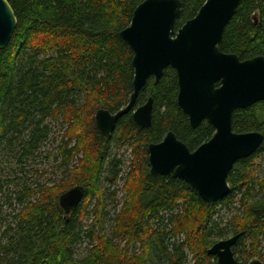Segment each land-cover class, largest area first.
I'll return each mask as SVG.
<instances>
[{
  "label": "trees",
  "instance_id": "16d2710c",
  "mask_svg": "<svg viewBox=\"0 0 264 264\" xmlns=\"http://www.w3.org/2000/svg\"><path fill=\"white\" fill-rule=\"evenodd\" d=\"M8 1L18 23L0 50V264H217L208 250L241 232L233 248L238 264L264 262V141L234 164L230 192L216 202L182 179L150 172L148 146L169 131L191 150L215 133L205 122L191 128L177 102L174 68L139 92L135 107L153 101L150 128L139 126L132 111L110 137L96 128L99 109L116 113L130 101L134 52L120 32L145 0ZM181 1L177 28L207 0ZM220 48L242 60L264 56V0L241 1ZM233 130L264 135V101L237 109ZM49 141L57 145L47 150ZM114 143L131 146L134 157L122 202ZM76 185L85 188L84 198L67 214L60 197ZM223 209L232 211L227 222L217 216Z\"/></svg>",
  "mask_w": 264,
  "mask_h": 264
},
{
  "label": "water",
  "instance_id": "95a60500",
  "mask_svg": "<svg viewBox=\"0 0 264 264\" xmlns=\"http://www.w3.org/2000/svg\"><path fill=\"white\" fill-rule=\"evenodd\" d=\"M242 0H207L199 12L177 28L181 0H145L134 10L129 26L120 36L134 52L133 93L126 107L116 113L99 109L95 124L103 137H110L119 119L133 110L141 127L152 126L153 101L135 108L140 90L150 78L159 80L172 67L178 77L177 102L188 116L191 128L207 123L214 135L191 150L173 131L148 146L152 175L172 176L189 183L207 202H216L230 192L228 176L241 158L254 154L264 135L258 131L233 130V114L264 101V56L242 60L221 50L224 31ZM18 19L8 0H0V50L10 43ZM85 188L76 185L63 193L60 205L67 214L79 206ZM242 233L215 243L208 254L217 264H238L234 253ZM248 264H264L259 258Z\"/></svg>",
  "mask_w": 264,
  "mask_h": 264
},
{
  "label": "rangeland",
  "instance_id": "374dc122",
  "mask_svg": "<svg viewBox=\"0 0 264 264\" xmlns=\"http://www.w3.org/2000/svg\"><path fill=\"white\" fill-rule=\"evenodd\" d=\"M59 125L57 124L54 127V133H57L58 140H61V137H62V135L64 133V130L61 129V127H60L61 125L60 126ZM54 137L56 138V134L54 135ZM48 143L49 144L46 146L47 150H50V148L53 149L57 145L56 141H52L53 145L51 144L50 141ZM112 150H113V153L115 155H117V158L122 162V165H121V168H122L121 177L123 178V180H121L119 182V186H118V188H119V190H118V199H119V201L122 202L124 200V196L126 195V192L123 189L121 190V188L124 185V178L126 177V174L129 172L131 165L133 164V158L134 157L132 156V148L128 144H116V143H114V144H112ZM41 160H42V158H41ZM261 160H262L261 161V163H262L261 166L262 167L259 168V169H261V173H264V157ZM42 166H43V164H40L39 166H35L34 168H42ZM61 176H62V174L58 173V174H56L55 179L59 180V179H61ZM47 178H51V174ZM115 188L116 187H112L111 191L114 190ZM110 199L111 198H110L109 194H107L106 200L108 202H111ZM94 207H95V201H93L89 205L88 211L91 213L94 210ZM108 210H112V213L114 212L112 205H109ZM91 214L86 217V219H85L86 223H90L93 220L94 215H91ZM231 214H232L231 210L223 209V210H219L218 211V215L217 216L223 222H227V220L231 217ZM263 246H264V242H263ZM85 247H86V244H83L79 248L78 254H80V255L83 254L85 252ZM262 252L264 253V248L262 249ZM190 260H191V258H190Z\"/></svg>",
  "mask_w": 264,
  "mask_h": 264
},
{
  "label": "bare ground",
  "instance_id": "6f19581e",
  "mask_svg": "<svg viewBox=\"0 0 264 264\" xmlns=\"http://www.w3.org/2000/svg\"><path fill=\"white\" fill-rule=\"evenodd\" d=\"M138 107H139V106H138ZM136 108H137V107H135L134 109H136ZM132 112H133V110H132ZM241 233H243V232H241ZM233 236H235V235H233ZM233 236H230V237H233ZM230 237H229V238H230ZM226 239H228V238H226ZM222 240H223V239H222ZM216 243H217V242H216ZM235 256H236V254H235ZM256 258H257V257H256ZM236 259H237V256H236ZM253 259H255V258H252L251 260H253ZM251 260H250V261H251ZM237 261H238V260H237ZM263 263H264V262H263Z\"/></svg>",
  "mask_w": 264,
  "mask_h": 264
}]
</instances>
